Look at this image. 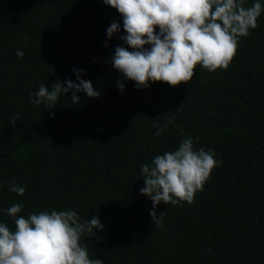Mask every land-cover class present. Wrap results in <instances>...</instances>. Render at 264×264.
Returning a JSON list of instances; mask_svg holds the SVG:
<instances>
[{
	"label": "trees",
	"instance_id": "1",
	"mask_svg": "<svg viewBox=\"0 0 264 264\" xmlns=\"http://www.w3.org/2000/svg\"><path fill=\"white\" fill-rule=\"evenodd\" d=\"M124 35L104 0H0V223L15 230L5 210L17 203L25 217L74 209L104 225L82 238L103 264H264V10L227 70L197 66L178 87L125 79L111 64L117 46L133 51ZM74 69L98 98L62 94L51 111L31 102L41 84L78 82ZM185 137L222 164L191 204L159 205L155 227L141 166Z\"/></svg>",
	"mask_w": 264,
	"mask_h": 264
},
{
	"label": "clouds",
	"instance_id": "2",
	"mask_svg": "<svg viewBox=\"0 0 264 264\" xmlns=\"http://www.w3.org/2000/svg\"><path fill=\"white\" fill-rule=\"evenodd\" d=\"M106 6L117 10L123 18L126 35L123 42L133 51L117 46L111 58L112 66L123 77L135 82L137 89L149 87V82L172 87L187 85L197 66L209 72L227 70L237 54L240 39L257 28L262 4L256 0L246 6V0H104ZM159 29V32H157ZM111 39L120 32V24L112 22L106 30ZM107 47V42L105 43ZM150 46V47H148ZM23 58L24 53L17 51ZM71 79L56 82L51 90L41 84L31 102L44 104L51 111L62 94L72 93L71 101L80 102L77 93L96 99L90 80ZM66 84V86H65ZM121 92L124 83L117 81ZM168 123H173L169 120ZM167 125L158 127L159 136ZM193 137H185L178 149L156 155L151 164L141 166L144 187L140 194L151 200V218L162 225L164 212L157 215L161 205L191 204L202 191L213 170L222 164L212 150L194 147ZM9 190L23 197L25 188L9 180ZM22 204H13L5 212L15 219V230L0 223V264H103L90 259L83 237H98L104 225L99 216L82 220L76 210L41 211L20 215Z\"/></svg>",
	"mask_w": 264,
	"mask_h": 264
}]
</instances>
